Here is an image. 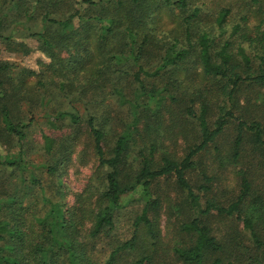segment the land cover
<instances>
[{"label": "trees", "instance_id": "1", "mask_svg": "<svg viewBox=\"0 0 264 264\" xmlns=\"http://www.w3.org/2000/svg\"><path fill=\"white\" fill-rule=\"evenodd\" d=\"M209 5L206 0H0V48L28 54L31 48L22 38L30 37L46 58L34 68L0 58V143L9 148L0 153V167L30 168L23 145L37 120L32 110L49 101L48 90L58 95L56 86L65 92L66 106L42 118L64 128L41 133L40 148L54 156L44 167L60 171L82 137L95 159L90 182L70 205L45 197L44 208L26 214L27 208L26 213L24 207L15 209L20 201L0 194V264H124V255L133 252L128 264H166L155 261L151 249L160 245L161 199L153 183L172 176L177 201L170 206L179 211V234L187 238L186 245L170 248L176 260L242 264L241 256L229 257L234 248L209 224L213 215H235L255 257L245 264H264V0ZM203 82L215 90L204 91ZM215 94L221 102L209 123ZM23 103L26 118L19 112ZM173 105L196 127L181 157L163 151V139L147 134L150 121ZM229 108L244 111L235 116ZM230 123L232 138L222 139ZM210 146L220 176L203 168L194 189L187 174L197 165L195 156ZM241 155L261 178L256 182L239 169L231 201L209 196L212 183L228 179V165ZM29 181L44 194L32 170ZM253 185L260 190L252 192ZM131 198L143 202L131 235L112 243L100 260L91 253V242L113 235L119 211Z\"/></svg>", "mask_w": 264, "mask_h": 264}, {"label": "rangeland", "instance_id": "2", "mask_svg": "<svg viewBox=\"0 0 264 264\" xmlns=\"http://www.w3.org/2000/svg\"><path fill=\"white\" fill-rule=\"evenodd\" d=\"M209 3L211 0H206ZM213 2H219V4L224 5L228 4L231 0H212ZM83 5V4H82ZM24 42L31 48V51L28 54H21L19 52H9L5 51L2 47L0 48V58L8 59L12 61L19 62L22 66H27L30 68L36 67V61L39 58L45 59V56L41 54L39 50L36 49V41L30 37L22 38ZM204 86L201 85V89L206 90H215L214 87L211 86V83H204ZM55 85V84H54ZM56 86V85H55ZM211 87V88H210ZM58 86H56V92L53 93L54 90H48V102L44 105H41L38 108H34L32 111L36 113L37 120L34 123V126L30 129L25 143L23 145L26 153V159L30 162V168H27L24 171H6L0 167V194L2 198L12 197L15 198L16 201H20L22 206L17 205V208L24 207L25 210L22 213H26V208L28 213L32 212L33 209L39 210L46 203L44 201L45 197H50L53 200H61L66 203V205H70L74 203L75 195L78 192H81L86 185L90 182V177L92 171L95 166V159L93 154L90 151V147L85 144L84 137H82L81 141L79 140L76 143L75 148L71 154L70 160L67 162V165L61 167L60 171L48 172L46 167L43 164L52 165L54 161V156L52 154L45 153L41 148V133H49L53 131L57 133L56 130H61L64 128V125L61 127L60 122H56L55 126L48 124L47 118H42V115L46 111H53L58 109H64L66 104L64 99L62 98L65 92H58ZM210 88V89H208ZM200 93V91H199ZM246 95V94H244ZM253 95V94H252ZM221 96H213L211 98L210 103V111L208 114L209 123L212 122L216 116L218 115L217 105L220 104ZM218 98V101L216 99ZM240 105L244 104V97H239ZM200 98L196 99L194 102V109L198 111ZM26 103H23L19 112L22 118L27 117L26 111ZM81 107V106H80ZM179 108L174 105L171 108H164L160 110L159 120L158 121H150L147 130V134L152 137L154 134V138L157 140L163 139L162 150L170 153L173 156L181 157L184 152H186V146L190 145V142H193L194 138V130H195V122L193 119L187 121L183 119L182 116H178ZM227 108V107H226ZM244 108V107H242ZM230 109V108H229ZM80 110L83 112L82 108ZM169 110V111H168ZM235 116L241 114V110H237L236 108L230 109ZM248 113V112H247ZM235 122L234 120H230ZM230 125V126H229ZM225 130V133L222 135V139L229 140L232 138L234 133V125L230 123ZM53 127V128H52ZM159 130L164 131L163 134L160 133ZM13 148L11 151L15 150ZM9 150L8 144L0 143V153L3 155L7 153ZM208 151H201L199 154L195 156L196 166L195 168L187 174V178L189 182L195 189L196 185L200 181V171L205 168L208 174H213L216 177L220 176L221 169L218 167L216 161L212 162V152L213 147H209ZM156 156L159 157V152H156ZM242 160L238 163L229 164L227 169L230 172V176L228 179H224L223 181H215L212 186V192L208 194L209 196H214L221 203L227 204L234 198L235 192H237V186H234V179L237 170L246 171L250 174L256 182L257 178H261L258 176V173L254 169L253 162H249L247 158L240 156ZM29 170H32L36 176L40 179L44 194L41 193L40 187L38 184H31L29 181ZM59 170V167H58ZM252 173V174H251ZM221 182V183H220ZM220 183V184H219ZM156 185V191L160 194V208L159 215H157L156 224L160 229V245L156 248L151 247V249L156 250L155 255L157 258H154L155 261H163L166 264H182L180 261L176 260L173 257L172 250L170 248L172 246H182L187 244V238L182 237L179 234V222L178 218L179 211L175 208L171 209L170 204L175 200V183L174 177L168 179H159L154 183ZM234 186V187H233ZM260 186L257 188L253 185V190H260ZM203 195V194H202ZM169 197L168 199H166ZM136 198V197H135ZM143 202L134 201L133 198L129 199L126 204L119 211V217L116 223L115 232L111 237H100L96 238L91 242V245H94V249L91 253L98 257L100 260L104 259L106 256L108 249L111 247L110 245L114 242H120L129 238L131 235L132 227V219L138 210L141 208ZM177 207V206H176ZM33 208V209H32ZM44 208V207H43ZM175 209V210H174ZM16 211V210H15ZM178 212V213H177ZM28 217V215H26ZM181 220L186 221V217L181 215ZM184 217V218H183ZM210 226L212 228V232L221 240H224L228 243V246L234 248L230 250L229 257L234 259L238 255L242 258L241 263L245 264L249 262L253 257V254L249 251L250 241L248 236L246 235L241 221L237 216H227L221 217L217 215H213L210 218ZM90 241L88 240V246H90ZM226 244V243H225ZM133 252V251H132ZM136 253L133 252L130 254L124 255V262L128 264L131 262ZM124 263V264H125Z\"/></svg>", "mask_w": 264, "mask_h": 264}]
</instances>
